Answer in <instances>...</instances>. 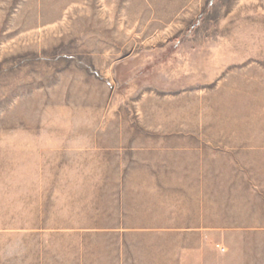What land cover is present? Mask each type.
<instances>
[{
    "label": "rangeland",
    "instance_id": "1",
    "mask_svg": "<svg viewBox=\"0 0 264 264\" xmlns=\"http://www.w3.org/2000/svg\"><path fill=\"white\" fill-rule=\"evenodd\" d=\"M263 100L264 0H0V264H264Z\"/></svg>",
    "mask_w": 264,
    "mask_h": 264
},
{
    "label": "crops",
    "instance_id": "2",
    "mask_svg": "<svg viewBox=\"0 0 264 264\" xmlns=\"http://www.w3.org/2000/svg\"><path fill=\"white\" fill-rule=\"evenodd\" d=\"M235 138H233V141H236L234 140ZM228 140V139H227ZM250 141V140H249ZM248 141V143L250 145H252L250 142ZM254 146V145H252ZM259 146H257V149H254L253 151H251L249 153L250 155V158H256L258 161H257V168H259V165L261 164V150L258 148ZM260 170V169H259ZM227 171V176L229 178V171H231V168L230 170H225ZM251 171L255 172L254 169H251ZM249 176H253V175H249ZM225 187H229L228 185H222V188L224 189ZM236 187V188H235ZM233 186V189L231 191H226L227 193H231L233 194L232 196H223L222 197V202H225L224 200L225 199H228V198H234V199H241L243 198V196L241 195L242 192L244 191H241L243 188L241 186ZM221 192L225 193V190H221ZM252 193V192H250ZM238 202V200L236 201ZM242 207L240 206H232L230 207V209L228 210V212H220L219 213V216L221 215L220 219H216V220H211V221H204L203 223L205 224H237V223H247V221H241L240 219L239 220H236V219H229V218H239L241 215H244V214H241L239 211ZM213 211V209L211 210ZM223 211V209L221 210ZM264 207H259L258 208V212L260 214L257 215V217H263L264 216ZM218 214V213H217ZM228 217V219H227ZM264 219V218H263ZM199 260V259H198ZM194 261L192 260H189V263L188 264H193ZM225 264H249V261L245 259V257H240L237 256V258L235 259L234 256L232 254H227V256L225 257V260H224ZM200 262L199 261H196L194 264H199Z\"/></svg>",
    "mask_w": 264,
    "mask_h": 264
},
{
    "label": "bare ground",
    "instance_id": "3",
    "mask_svg": "<svg viewBox=\"0 0 264 264\" xmlns=\"http://www.w3.org/2000/svg\"><path fill=\"white\" fill-rule=\"evenodd\" d=\"M172 7H173V6H172ZM176 9H177V8H176ZM239 87H240V86H239ZM232 99H233V97H232ZM258 100H259V99H258ZM263 101H264V100H263ZM237 102H238V101H237ZM261 102H262V101H261ZM262 103H263V102H262ZM259 105H260V104H259ZM256 108H257V107H256ZM259 111H260V110H259ZM251 112H252V111H251ZM259 113H260V112H258V114H259ZM261 113H262V112H261ZM253 114H255V113H253ZM260 115H262V114H260ZM250 116H251V114H250ZM252 116H253V115H252ZM263 116H264V115H263ZM258 117L261 118V119H263L262 116H258ZM250 118L252 119V117H250ZM245 119H246V118H245ZM251 119H250V120H251ZM241 120H242V119H241ZM242 121H243V120H242ZM252 121H253V120H252ZM260 121H261V120H260ZM260 121H259V122H260ZM256 122H257V121H256ZM259 122H258V123H259ZM250 123H251V122H250ZM252 123H253V122H252ZM256 124H257V123H256ZM244 137H245V136H244Z\"/></svg>",
    "mask_w": 264,
    "mask_h": 264
}]
</instances>
